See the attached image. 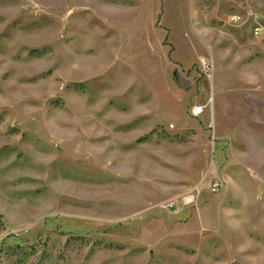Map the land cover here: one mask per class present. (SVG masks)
I'll return each instance as SVG.
<instances>
[{"label":"rangeland","instance_id":"374dc122","mask_svg":"<svg viewBox=\"0 0 264 264\" xmlns=\"http://www.w3.org/2000/svg\"><path fill=\"white\" fill-rule=\"evenodd\" d=\"M245 9L0 0V264H264V0L259 36Z\"/></svg>","mask_w":264,"mask_h":264},{"label":"built area","instance_id":"2783aa9c","mask_svg":"<svg viewBox=\"0 0 264 264\" xmlns=\"http://www.w3.org/2000/svg\"><path fill=\"white\" fill-rule=\"evenodd\" d=\"M246 2V9L244 11V16L249 19L250 21V27H251V34L253 36H259L262 32L263 29V23L259 21V14H258V9H257V4L259 0H245ZM241 19L239 15H232L230 17V20L238 22ZM202 66L203 68L207 71L208 75L211 72V67L206 64V60L202 61ZM205 106H195L192 109V116L193 117H198L204 112ZM209 127H212L210 124ZM223 182L221 180H212L209 186V191L211 193H217L223 188ZM200 191L198 188L195 189V193L191 194V202H194L197 197H199Z\"/></svg>","mask_w":264,"mask_h":264},{"label":"crops","instance_id":"0c3cea01","mask_svg":"<svg viewBox=\"0 0 264 264\" xmlns=\"http://www.w3.org/2000/svg\"><path fill=\"white\" fill-rule=\"evenodd\" d=\"M125 8L121 7V6H113L111 7V20H120L121 22H124L125 20V15L123 14ZM119 21V22H120ZM213 125V124H212ZM131 128H129L127 131H125L126 133L131 132ZM232 140V139H231ZM244 140H242L243 142ZM232 142V141H231ZM235 142V139H234ZM232 145V144H231ZM243 145L247 146L248 142L244 141ZM121 146H125L124 144H121ZM235 147L234 146H230L229 148V155H228V159L226 160L223 168H222V173H223V181L226 184V187L224 189H227V192L229 194V197H235L236 195V190H235V184H238L237 181L235 180V175L233 174L234 172L236 173V171H239V160L236 161V156H234V152H235ZM111 150H120V149H116L111 147ZM121 150H123L121 148ZM234 154V155H233ZM223 158V155L220 153L219 159L221 160ZM241 159V158H240ZM219 160V161H220ZM237 162V163H236ZM242 171V169L240 170V172ZM115 173V172H112Z\"/></svg>","mask_w":264,"mask_h":264},{"label":"bare ground","instance_id":"6f19581e","mask_svg":"<svg viewBox=\"0 0 264 264\" xmlns=\"http://www.w3.org/2000/svg\"><path fill=\"white\" fill-rule=\"evenodd\" d=\"M186 21V20H185ZM217 157V156H216ZM218 158V157H217ZM219 159V158H218ZM215 161V160H214ZM217 162H218V160H216ZM221 161V160H220ZM213 163V162H212ZM216 166H217V164H215ZM219 165V164H218ZM213 174V173H212ZM202 194V193H201ZM220 195H221V193H220ZM223 195V194H222ZM185 196H187V195H185ZM191 194L188 196V197H186V202L187 203H189L190 201H191ZM197 203V202H196ZM179 208V207H178ZM181 212V210L179 209V210H177V211H175V213H180ZM173 213V212H172ZM171 215H173V214H171ZM169 217H170V215H169ZM201 217V216H200ZM193 222V221H192ZM203 241V240H202Z\"/></svg>","mask_w":264,"mask_h":264}]
</instances>
